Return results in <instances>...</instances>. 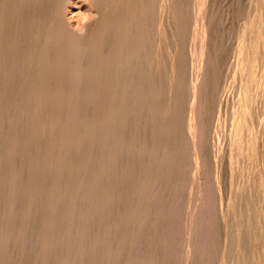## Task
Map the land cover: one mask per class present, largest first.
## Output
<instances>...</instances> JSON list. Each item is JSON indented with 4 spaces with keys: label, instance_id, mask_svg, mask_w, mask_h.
<instances>
[{
    "label": "bare ground",
    "instance_id": "1",
    "mask_svg": "<svg viewBox=\"0 0 264 264\" xmlns=\"http://www.w3.org/2000/svg\"><path fill=\"white\" fill-rule=\"evenodd\" d=\"M71 1L0 0V264H213L222 243L216 264H264V0L233 31L226 150L214 0H81L78 27Z\"/></svg>",
    "mask_w": 264,
    "mask_h": 264
},
{
    "label": "rangeland",
    "instance_id": "2",
    "mask_svg": "<svg viewBox=\"0 0 264 264\" xmlns=\"http://www.w3.org/2000/svg\"><path fill=\"white\" fill-rule=\"evenodd\" d=\"M83 1V0H82ZM247 4V0H214V2H213V7H214V9H215V11L217 12V21H216V26H215V30H214V35H216V36H214L215 37V39H216V37H217V41L219 42L218 43V46H220L219 48H220V57H219V64H220V66H222L221 68L224 70V68L226 67L227 69H225V71L226 72H231V64L230 63H232V60H230V59H232V53H231V56H229L228 57V55H230V52H231V41H232V36H233V31H234V29H235V27H236V25H237V23H238V20L241 18V17H243V14L241 15V12L242 13H245V12H243V10H246L247 8H246V5ZM82 5H84V6H82ZM89 7L90 6H88V4L84 1V2H81V0H72L71 1V3H70V5H69V7H68V9H67V11H66V18H67V20L69 21V23L73 26V27H78V25L80 26V24H81V22H82V24H85V22L87 21V19H88V17L90 16V15H92L93 14V12H92V9L90 8L89 9ZM81 10V11H80ZM87 11H89V12H87ZM91 12V14L90 15H88V13H90ZM82 13V14H81ZM87 13V14H86ZM83 15V16H82ZM87 15V16H86ZM240 15H241V17H240ZM83 17V18H82ZM87 18V19H86ZM81 19V20H80ZM84 19V20H83ZM240 21V20H239ZM81 24V25H82ZM229 58V59H228ZM225 61H229L228 62V64H226V62ZM224 64V65H223ZM229 69V70H228ZM222 70V72H223V75L225 74V77L222 75V73H221V76H222V78H220L221 79V82H220V86H219V90H221V89H223L224 88V90H221V92H220V99H221V96H222V99H225V102H223V100L221 99L220 101V105L217 107V110H216V115H215V119H214V123H213V126L214 127H216L215 129H216V131H217V135H216V137H217V139H215V141L219 144L224 138V140L219 144L223 149L225 148V150H226V148H227V143H225L226 141H227V138H226V134H228V129L230 128H228L227 126H229V125H227L226 126V124H227V121H229V111H230V105L232 104V101L231 102H229L228 100H229V96H230V100H234V98H236V97H234V96H236V94H234L235 92H234V84L232 83L233 82V80H232V75H230L229 74V72L228 73H226L225 71H223ZM228 70V71H227ZM226 75H227V77H226ZM228 76H230V77H228ZM230 79V82L228 83V79ZM224 79H226V80H224L225 82L227 81V83H225L223 80ZM223 82V83H222ZM229 85V86H228ZM221 86H223V87H221ZM226 86V87H225ZM232 87V88H231ZM221 88V89H220ZM228 89L230 92H226V91H228V90H226V89ZM223 92V93H222ZM227 93V94H225V93ZM234 92V93H233ZM228 94H230V95H228ZM234 95V96H233ZM228 98H227V97ZM227 98V99H226ZM221 103H223V105L221 106ZM225 105V106H224ZM229 108L228 109V111H227V107ZM225 107V108H224ZM219 108H221V109H219ZM222 108H224V110L222 109ZM222 110V111H221ZM220 111V112H219ZM223 111H225V112H223ZM221 112H223V113H221ZM229 113V114H227V113ZM223 114H225L224 116H222V118L220 117L221 115H223ZM228 115V116H227ZM217 118V119H216ZM220 120H219V119ZM223 119V120H222ZM226 119H228L226 122H225V120ZM217 120V121H216ZM219 120V121H218ZM224 121V122H223ZM218 122H220V123H218ZM223 123V125H222V123ZM217 123L219 124V125H221V126H219V128H218V125H217ZM224 123H226L225 125H224ZM229 123V122H228ZM225 127V129H223ZM226 127H227V129H226ZM214 129V128H213ZM219 130H221V131H219ZM224 130H225V133H224ZM228 132H227V131ZM224 134L225 135V137L224 136H222L221 134ZM219 135H221V136H219ZM222 137V138H221ZM220 140V141H219ZM226 140V141H225ZM222 144V145H221ZM226 144V145H225ZM225 161H227L226 159H225ZM227 163V162H226ZM224 165V167H223V172L221 171V173H222V175H221V177L223 176V178L225 177L223 174H227L226 175V177L227 178H225L224 180H223V178H221V184L222 183H224L225 182V180L227 179L228 181H226L225 183L226 184H228V183H230L231 181L228 179V178H230L231 180H232V182H231V184H233V183H235L233 180L235 179V181H236V179L238 178V180L236 181L237 183H236V186H232V190L234 189V188H238L239 186H241V185H239L238 184V182L240 183V184H242V180H243V178H242V175H241V172H239V171H237L236 172V175L238 174V172H239V175L241 176H239V177H237L236 175H235V173H233V174H231L232 172H231V170H230V166H229V164L227 163V164H225V163H223ZM226 165L228 166V167H226ZM227 168L228 170H226V169H224V168ZM235 168V167H234ZM222 169V168H221ZM227 171V173H225L226 171ZM236 170H238V169H236L235 168V170H234V172L236 171ZM228 171L229 172H231V173H228ZM228 175H230L229 177H228ZM242 178V180H240ZM209 181H211L212 180V177L210 176V173L208 174V178H207ZM208 180H207V182H208ZM211 183V182H210ZM210 183H208V184H210ZM231 184L230 185H228V186H226V189L224 188L225 187V185L223 186V185H221V186H223V189L224 190H226V191H224L223 189H222V187H221V194H223L224 195V192H226L227 193V197H228V192L230 193V187H231ZM233 185H235V184H233ZM239 185V186H238ZM209 188H211L210 187V185H208V189ZM211 189H209V191H210ZM214 190V189H213ZM227 190H229L228 192H227ZM224 191V192H223ZM234 191H235V189H234ZM222 195V196H223ZM226 195V194H225ZM214 196V195H213ZM215 197H218V196H216L215 195ZM219 198V197H218ZM224 196H223V205L224 204H226L227 203V200H225L224 201ZM226 199V198H225ZM219 200V199H218ZM217 200V201H218ZM225 202V203H224ZM218 204H219V202H217ZM218 204H216V210H218V208H217V205ZM225 206V205H224ZM218 207H219V205H218ZM236 210H237V208H236ZM236 212H238V210L236 211ZM219 226H216L217 227V229L218 228H220L221 230H222V233L220 232L221 230L220 229H218V231H217V229H214V231H213V234L215 233V231H217L218 233L220 232V234H218V233H215V234H218L217 236H219L218 238H215L214 239V241L215 240H218L219 241V243H221V241L222 240H224V227L223 226H221L220 225V223L218 224ZM222 228H221V227ZM253 228L255 227V224H253V226H252ZM224 228V229H223ZM252 228V230H256V229H253ZM220 230V231H219ZM253 232V231H252ZM255 232H257V231H255ZM221 234H223V236L221 235ZM258 235V234H257ZM217 236H214V237H217ZM222 236V237H221ZM220 237L222 238V239H220ZM255 237H256V235H255ZM257 240H255V238H254V241L253 242H255V243H253L252 241V243L250 244V249L252 250V251H254V247H255V249L257 248V247H259L260 245L262 246V243L259 241L260 240V238H258V236H257V238H256ZM259 239V240H258ZM257 241H258V243L260 244H258L257 243ZM222 242H224V241H222ZM215 243H218V242H216L215 241ZM215 243L213 242V248L215 247L216 249L214 250V251H216L215 253H216V255L218 254V249H219V247H220V251H221V253H222V249H223V243H222V247L221 246H219L220 244H216L217 245V247H216V245H215ZM254 244H257V245H254ZM215 245V246H214ZM252 245V246H251ZM259 245V246H258ZM213 248H212V252H214L213 251ZM248 249H249V247H247ZM261 247H259V248H257L258 250H255L254 252L255 253H257L258 251H259V249H260ZM250 249H249V251L247 250L245 253H247V255H248V253H249V255L251 254L250 253ZM215 253H213V254H215ZM220 252H219V254L217 255V257H216V259L220 256V254H221ZM222 255V254H221ZM256 255V254H255ZM215 255H211V259L212 260H214L213 262V264H216V261L219 263V260L221 259V256L219 257V259H213V257H214ZM230 257V256H229ZM217 263V264H218ZM211 264H212V261H211Z\"/></svg>",
    "mask_w": 264,
    "mask_h": 264
}]
</instances>
